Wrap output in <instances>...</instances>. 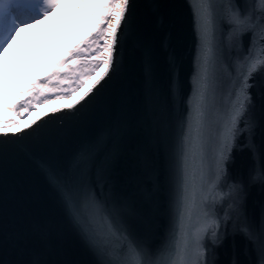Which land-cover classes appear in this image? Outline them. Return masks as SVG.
I'll list each match as a JSON object with an SVG mask.
<instances>
[{
	"label": "snow or ice",
	"instance_id": "6c2138e0",
	"mask_svg": "<svg viewBox=\"0 0 264 264\" xmlns=\"http://www.w3.org/2000/svg\"><path fill=\"white\" fill-rule=\"evenodd\" d=\"M146 7L158 15L161 0ZM137 8V0H0V264H85L54 246L58 221L10 208L3 177L10 158L31 154L23 142L43 127L26 122L33 112L73 100L45 115L76 117L136 46L139 100L73 151L40 162L87 264H217L229 226L255 256L233 264H264V200L249 203L254 186L264 196V144H256L264 138V0H191L187 89L182 57L151 43ZM241 138L260 165L234 174ZM130 140L137 148L126 156Z\"/></svg>",
	"mask_w": 264,
	"mask_h": 264
},
{
	"label": "water",
	"instance_id": "95a60500",
	"mask_svg": "<svg viewBox=\"0 0 264 264\" xmlns=\"http://www.w3.org/2000/svg\"><path fill=\"white\" fill-rule=\"evenodd\" d=\"M190 3L191 0H161L160 13L152 15L146 7L147 0H137V22L146 27L151 43L157 47L163 46L167 53L179 54L182 57L181 75L186 89L189 86L190 61L193 51ZM139 53L138 46L135 50L128 47L123 51V61L117 75L107 83L97 99L76 117L65 116L63 120H59L45 115L52 113L53 109L34 119L43 127L37 135L23 142L30 151V156L10 158L3 177L4 195L10 208L21 215L46 217L58 221L61 225V234L54 238V246L71 251L76 259L85 264L91 257L64 222L56 195L40 170V162L53 152L67 154L73 151L82 141L104 128L113 112L121 107L133 105L139 100L143 80ZM159 75L162 80L166 79L167 67L164 55H161L159 60ZM257 79L259 80L260 77ZM64 106L66 105L58 108ZM40 117H44L48 123L44 124V120H40ZM247 144V139L241 138L233 153L230 167L234 174H247L254 164L259 168V156L254 158ZM256 144L257 146L264 144V138L259 133L256 136ZM136 148V142L130 140L124 148L126 156H131ZM120 167L127 175V161L123 162ZM262 200L264 196L259 186L251 188L250 205L254 204L258 207ZM214 258L217 264H233L234 260L247 261L254 259L255 256L254 254L246 255L243 236L234 233L232 227L229 226L228 236L224 243L216 249Z\"/></svg>",
	"mask_w": 264,
	"mask_h": 264
},
{
	"label": "rangeland",
	"instance_id": "374dc122",
	"mask_svg": "<svg viewBox=\"0 0 264 264\" xmlns=\"http://www.w3.org/2000/svg\"><path fill=\"white\" fill-rule=\"evenodd\" d=\"M24 35V38L25 39H30V36L29 35H27V34H23ZM79 98V96L76 98V99H78ZM73 101H71V102H67V103H64V102H62V103H59V104H57V105H50V106H47L46 108H39V110L38 111H36V112H34V113H32V115H31V117L30 118H28L27 119V123H31L34 119H36L39 115H41L42 113H45L46 111H48V110H53V109H55V108H58V107H60V106H62V105H68V104H71ZM24 125L22 124V127H23Z\"/></svg>",
	"mask_w": 264,
	"mask_h": 264
},
{
	"label": "trees",
	"instance_id": "16d2710c",
	"mask_svg": "<svg viewBox=\"0 0 264 264\" xmlns=\"http://www.w3.org/2000/svg\"><path fill=\"white\" fill-rule=\"evenodd\" d=\"M37 32L39 31V30H36ZM31 38V37H30ZM79 95H77V97H78ZM76 97V98H77ZM71 101H73V100H58V101H56L55 103H51V104H46V105H44V106H42V107H40V108H46L47 106H50V105H57V104H59V103H62V102H64V103H67V102H71ZM36 112V111H35ZM34 113V112H33Z\"/></svg>",
	"mask_w": 264,
	"mask_h": 264
}]
</instances>
